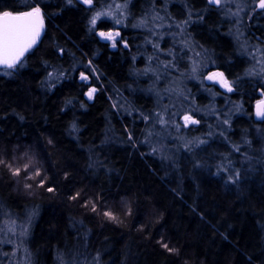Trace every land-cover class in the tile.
<instances>
[{"label":"trees","instance_id":"16d2710c","mask_svg":"<svg viewBox=\"0 0 264 264\" xmlns=\"http://www.w3.org/2000/svg\"><path fill=\"white\" fill-rule=\"evenodd\" d=\"M61 1L44 5L47 28L39 46L16 67L0 69V224L25 212L35 214L34 253H42L45 264L58 262L66 242L81 249L78 260L95 256L102 264H264L260 188H255L253 198L242 201L229 184L206 171L198 173L201 184L198 176L195 184L182 185L194 193L198 190L197 200L182 192L179 180L165 177L156 159L127 140L125 130L130 128L134 138L135 124L111 111L114 97L138 83L132 72L141 67V59L132 60L143 50V38L140 41L135 32L122 27L125 47L110 50L95 35L108 22L101 20L95 28L90 23L104 0H93L91 7L73 0L72 8ZM152 1L134 0L128 13L142 17L140 9ZM25 5V0H0V13H19ZM232 24L229 21L227 30L233 34ZM219 27L193 32L207 37L206 43L228 58L231 64L224 66L225 75L242 77L245 61L234 58L231 42ZM244 29L246 38L263 45L264 24L252 21ZM85 63L95 71L97 82L86 85L77 78L82 70L90 74L82 68ZM50 71L66 78L46 83ZM233 85L230 100L239 103L255 125L251 104L264 94L263 86L244 77ZM88 86L97 89L90 102ZM214 91L220 97L215 103L226 99L228 93ZM200 98L197 95L202 104ZM132 103L137 112L151 106V100L140 94ZM233 120L247 122L242 117ZM109 123L118 129L123 145L103 141L101 134ZM89 149L102 162L96 171L89 165ZM17 169L20 174L13 175ZM2 247L0 243V251Z\"/></svg>","mask_w":264,"mask_h":264},{"label":"rangeland","instance_id":"374dc122","mask_svg":"<svg viewBox=\"0 0 264 264\" xmlns=\"http://www.w3.org/2000/svg\"><path fill=\"white\" fill-rule=\"evenodd\" d=\"M130 1L115 3L106 10L99 8L93 13L94 16L97 12L111 11L113 16H102L97 23L101 20L109 22L113 32L120 33L121 28L128 22L134 29L143 33L145 42L144 46L142 45L143 50L132 60L135 63L137 62L135 59H141V67H134L132 72V77L138 83L126 87L120 95L114 97L111 103V111L114 115L118 118L127 117L131 126L134 124L136 126L134 138L130 134V128L125 130L128 132L126 134L130 135L127 140L132 141L133 146L143 153L156 159L165 177L176 183L179 180L180 189L190 197L201 200L196 194L198 190L194 193L193 190H187L182 185L186 181L201 184L203 180L198 173L206 175V171H210L224 183L229 184L242 201L253 198V193L257 194L255 188H260V194L257 196H263L264 199V127L262 126L264 118L255 125L251 124L245 117V109L239 103L230 100V93L233 90L224 94L227 100L222 99L217 104L215 102L220 97L214 91L215 89L204 86L205 76L209 72H222L225 76L223 70L228 63V58L220 57L224 64L218 61L216 58L218 50L211 42L206 43L207 37L186 36L184 21L188 17L182 12L179 2L173 14L172 11L169 12L167 0H153L151 6L140 9L144 14L142 17L132 18L128 13ZM258 3L259 0H227L226 3L222 0L220 6L222 23L227 28L230 26L229 21L233 20L234 25H232L236 27L233 34L231 28L226 31L233 43L231 46L235 54L234 58H243L245 61L243 67H246L240 75L242 77L230 78L226 75L225 79L229 81L230 86L233 81L244 77L257 81L264 88V45L252 43L245 37L244 29L246 25L248 28V23L256 17L254 9ZM117 4L126 6L117 9ZM116 19H120L122 23L116 24ZM141 21L144 23L142 24ZM203 32L199 33L203 34ZM120 38L119 35L110 44L116 42L117 46L125 47V43ZM166 40L168 42L170 40L174 47L166 45ZM218 45L221 46L220 43H215L217 48ZM196 46L200 51H195ZM175 47L179 49L178 54L185 52V61L187 62V59L189 61L188 68H180L175 63ZM82 68L88 69L90 73L86 74L82 70L77 74V78L81 77V73L88 76L87 81H82L84 84L98 81L89 63H85ZM194 68L195 71H193ZM70 74L72 71L69 72ZM65 78L64 74L50 71L47 74L46 83L52 84ZM90 88L92 87L88 86L86 94ZM137 94L151 100L150 108L146 111L139 110L141 113L137 112L138 109L133 107L132 103V99ZM197 95L201 97L202 104L198 102ZM261 100H264L262 93L251 104L253 120L254 106ZM185 116H190L197 123L186 125ZM237 117H242L247 122L233 120ZM161 118L165 123L161 124ZM109 125L101 134L105 144L123 145L118 129L111 123ZM199 130H201L200 133L197 132ZM89 154L90 167L94 171L101 168L102 162L95 150L89 149ZM198 176L199 180L196 181L195 178ZM260 218L264 240V216ZM35 223L36 215L31 212L2 221L0 243L4 244L5 248H1L0 263L45 264L42 253H34V243L37 242L33 234ZM61 247L62 251L59 253L56 264H102L100 258L95 256L93 259L78 260L81 249L76 245H70V242H66ZM262 257L264 259V251Z\"/></svg>","mask_w":264,"mask_h":264},{"label":"snow or ice","instance_id":"6c2138e0","mask_svg":"<svg viewBox=\"0 0 264 264\" xmlns=\"http://www.w3.org/2000/svg\"><path fill=\"white\" fill-rule=\"evenodd\" d=\"M69 4L73 3V0H67ZM79 3H83L88 6L93 5V0H77ZM226 3L227 0H224ZM210 4H216L217 6L222 5V0H209ZM126 5L117 4L116 8L120 9ZM258 8L264 9V0H259L257 5ZM233 15H238V13H233ZM102 16H113L111 11L97 12L91 18V25L95 28L97 21ZM116 24H121L122 21L120 19L115 20ZM143 24L144 22L141 21ZM44 27L43 16L41 14L40 7H33L31 11H25L18 14H13L12 12L5 11L0 13V65L6 68H14L17 66L18 62L24 56L25 52H27L34 44L37 43L38 38L41 35V31ZM135 27V25H134ZM98 35L105 40L115 41V38L120 35L117 32H98ZM112 47H116V43L113 42ZM195 71V68L193 69ZM51 75V73L49 74ZM210 80L219 79V82L222 87L226 88L228 91H232V87L229 84V81L224 78V74L222 72L211 73L208 77ZM81 79L83 81L88 80V76L81 73ZM96 88H90L87 96L88 99L93 98V94L96 92ZM256 115L258 117H264V101L260 102L257 105ZM147 119V117H145ZM185 124L187 125L189 122L197 123V121L192 120L190 116H185ZM161 124L165 123L163 118H161ZM3 163V161H0ZM27 165H25V169H27ZM20 170L17 169L13 172V175H19ZM36 175H40L37 171ZM43 184V182H41ZM26 187H30V185H26ZM48 191H53V189L49 188ZM79 193H77V196ZM72 199H76V196L71 197ZM95 210V208H93ZM105 216L111 217V213L105 212ZM12 229H10L11 231ZM167 247V245H164Z\"/></svg>","mask_w":264,"mask_h":264},{"label":"flooded vegetation","instance_id":"af4514ba","mask_svg":"<svg viewBox=\"0 0 264 264\" xmlns=\"http://www.w3.org/2000/svg\"><path fill=\"white\" fill-rule=\"evenodd\" d=\"M50 1H54V0H25V4L26 5L24 6V8H22L23 9L22 12L31 11L33 7H40L41 14L43 16L44 27H43V29L41 31L40 37L37 40V43L34 44L32 46V48H30L27 52H25L24 56L21 58V60H20V62H18V64L22 63L27 58L28 54L33 52V50L39 46V44H40V42H41V40H42V38H43V36H44V34L46 32V28H47V22H46V17H45L46 15L44 13L43 8H44V5L49 3ZM74 1L76 3L84 6V7H90V6H86V5L82 4V3L77 2V0H74ZM123 1H126V0H104L102 6L100 8L102 10H106L111 5H114L115 3L123 2ZM128 1H130V0H128ZM133 1L134 0H131L129 2L128 9H129V7H131L130 4ZM167 1H168V4H169V7H168L169 9H171L173 6H178V1H176V0H167ZM61 2H62V5L64 7L72 8V4H69L67 2V0H62ZM179 7L182 8V12L184 13V15H186V17H188L184 21V23L186 24V29L183 26V28H184V30L186 32V36H189V35L190 36H192V35L194 36V32L193 31H196L199 28H201V31H207L208 30V29H206L207 27L216 26V25H219L222 22L223 16H221V7L217 6L216 4H210L209 0H180ZM140 8H141V6H140ZM263 12H264V9H260L258 7H256L254 9V15L256 16V17H254V19H256L257 24L258 23L259 24H264V16H262ZM12 13L14 15L18 14V13H14V12H12ZM19 13H21V12H19ZM182 25H183V23H182ZM105 27H106V29L97 30L95 32V35H96L97 38H99L97 36L98 32H101V31L109 32L111 30L113 32V29L109 28L110 27L109 22H108L107 26H105ZM137 32H139L142 35V38H143V33L140 32V31H137ZM195 37H196V35H195ZM183 39H185V38H183ZM260 40H262V44H263L264 38L260 39ZM100 42L106 44L110 50H114L117 47V44H116V47H112V45L110 44L111 43L110 40H108V41H100ZM165 43H166V45L169 44L170 47H172V46L174 47L173 43L170 40H169V42L166 40ZM196 45H198V44L196 43ZM178 50L179 49L175 47V51H176L175 58H174L175 63L180 68H183V69H185V67L188 68L189 61H188V59H187V62L185 61V52H183L182 54H178ZM195 51H200L197 46H196V50ZM180 59H181V61H180L181 63L179 62ZM6 69H12V68H6ZM210 73H212V72L207 73L206 76L208 74H210ZM206 76H205V79H206ZM224 78H227V76L225 75ZM204 86H207V87H210V88H213V89L221 90L218 87L217 84H215V83H206L205 80H204ZM231 87H232V90H234L235 87H234L233 84L231 85ZM87 100H88V98H87Z\"/></svg>","mask_w":264,"mask_h":264},{"label":"water","instance_id":"95a60500","mask_svg":"<svg viewBox=\"0 0 264 264\" xmlns=\"http://www.w3.org/2000/svg\"><path fill=\"white\" fill-rule=\"evenodd\" d=\"M82 4H83V3H82ZM84 5H85V4H84ZM86 6H88V5H86ZM97 36L99 37V39H100L101 41H108V40L102 39V38L98 35V33H97ZM263 44H264V41H263ZM19 62H20V61H19ZM0 69H6V67L0 65ZM209 75H210V74H209ZM209 75H208V76H209ZM208 76H207V77H208ZM79 81H83V80L81 79V77L79 78ZM205 82H206V83H215V84L218 85V87L221 89V91H223V92H225V93L228 92V90H227L226 88H224V87L221 86V84H220V82H219V79H216V80H210V79L206 78V79H205ZM86 97L88 98L87 95H86ZM262 101H264V100H261V101L257 102V103L255 104V106H254V121H257V122L262 121L263 118H264V117H258V116L256 115V112H257V105H258L260 102H262ZM192 120H194V119H192ZM189 124H193V123L189 122Z\"/></svg>","mask_w":264,"mask_h":264},{"label":"bare ground","instance_id":"6f19581e","mask_svg":"<svg viewBox=\"0 0 264 264\" xmlns=\"http://www.w3.org/2000/svg\"><path fill=\"white\" fill-rule=\"evenodd\" d=\"M175 7L176 6H173L171 9H169V12L170 11H174V9H175ZM175 12V11H174ZM174 12H173V14H174ZM253 21H256V19H254ZM250 22V21H249ZM257 23V22H256ZM218 26H220L219 28V30H220V32L222 33V34H224V36H225V38L227 39V40H229L230 41V39L231 38H229L228 37V35L226 34V31H227V28H226V25L225 24H223L222 22L218 25ZM124 28L125 29H129V30H132L133 32H135V38L137 37L139 40L140 39H142V35L139 33V32H137V30L136 29H134L133 27H132V24H130V23H128V22H126V25L124 26ZM101 41V40H100ZM141 41V40H140ZM230 42H232V41H230ZM233 43H231V45H232ZM231 48H232V46H231ZM212 55H215V54H213V53H211ZM217 55V60L219 61L221 58H220V55H218V54H216Z\"/></svg>","mask_w":264,"mask_h":264}]
</instances>
